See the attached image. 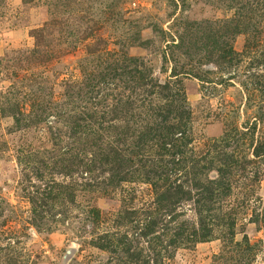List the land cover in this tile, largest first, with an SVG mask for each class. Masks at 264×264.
I'll return each mask as SVG.
<instances>
[{"label":"rangeland","instance_id":"1","mask_svg":"<svg viewBox=\"0 0 264 264\" xmlns=\"http://www.w3.org/2000/svg\"><path fill=\"white\" fill-rule=\"evenodd\" d=\"M135 64L186 91L193 153L204 164L224 153L237 164L225 222L209 241L163 253L161 264H264V0H0V264H137V248L147 255L136 228L137 212L154 208L148 183L114 187L108 169L99 186L76 187L74 204L64 195L35 218L31 203L52 178L70 185L49 170L39 171L42 182L29 167L55 139L66 145L57 115L97 109L105 126L123 124L112 111L127 84L114 76ZM91 89L106 91L101 107ZM114 132L105 138L116 148ZM138 159L137 168L149 163ZM180 212L196 218L193 204Z\"/></svg>","mask_w":264,"mask_h":264},{"label":"trees","instance_id":"2","mask_svg":"<svg viewBox=\"0 0 264 264\" xmlns=\"http://www.w3.org/2000/svg\"><path fill=\"white\" fill-rule=\"evenodd\" d=\"M233 30L239 34L243 28L237 24ZM236 57L232 53L228 61L231 66ZM134 66L133 69L126 67L123 70L120 67L123 72L114 76V79H122L127 84L118 100L119 106L112 111L117 120L124 119L123 124L105 126L100 119H108V114L103 112L102 115L97 109L57 115L68 128L66 133L57 130L59 136L63 134L67 137L66 145L61 147L53 139L55 149L50 151L49 157L33 154L29 167L42 182L44 175L39 171L49 170L54 175L69 179L70 185L57 183L52 178L44 183L43 191L38 190V199L32 198L31 203L35 218H42L50 204L60 201L64 195L68 202L74 204L78 191L76 187L99 186L98 178L108 169L111 172L110 184L114 187L135 181L148 183L154 190L155 201L153 209L141 215L137 212V242L144 239L148 244L147 255L137 248V264H161L163 253L183 245L207 242L213 236L215 226L220 221L225 222L220 213L224 199L232 193L230 177L237 164L233 157L225 153L224 160L213 158L209 164H204L206 158L193 153V111L186 91L173 87L169 82L162 84L155 81L140 66ZM173 74L178 77L177 72ZM106 91L91 89V101L101 107ZM136 117L141 122L137 120L131 125L132 118ZM111 128L116 130L113 136L119 147L106 142L105 137H108ZM216 148L215 145L212 149ZM137 158L138 162L147 159L149 163L146 167L137 168ZM217 161H221L222 165L216 168L218 178H212L211 172ZM79 178L84 179L85 184H81ZM186 203L195 207L196 218L193 221L185 219L184 212H180ZM225 224L229 227L233 225ZM93 243L103 249H113L114 246L113 242ZM123 253L128 258L136 256L129 248H125Z\"/></svg>","mask_w":264,"mask_h":264}]
</instances>
